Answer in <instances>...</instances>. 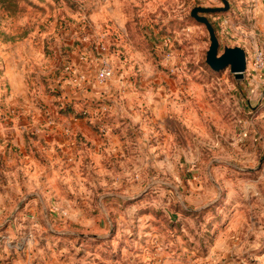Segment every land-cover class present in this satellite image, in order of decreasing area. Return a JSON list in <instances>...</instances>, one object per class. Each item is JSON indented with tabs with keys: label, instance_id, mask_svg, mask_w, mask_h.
<instances>
[{
	"label": "rangeland",
	"instance_id": "rangeland-1",
	"mask_svg": "<svg viewBox=\"0 0 264 264\" xmlns=\"http://www.w3.org/2000/svg\"><path fill=\"white\" fill-rule=\"evenodd\" d=\"M228 1L204 15L219 54L246 51L242 79L207 64L209 31L191 16L222 0H0V46L30 58L15 106L0 64V127L55 111L102 142L77 134L57 163L29 130L27 163L0 135V264H264V0ZM80 60L102 90L90 111L56 87Z\"/></svg>",
	"mask_w": 264,
	"mask_h": 264
},
{
	"label": "crops",
	"instance_id": "crops-1",
	"mask_svg": "<svg viewBox=\"0 0 264 264\" xmlns=\"http://www.w3.org/2000/svg\"><path fill=\"white\" fill-rule=\"evenodd\" d=\"M26 47H29V49H31L30 46H26ZM0 54L2 55V59L0 60V64L2 65L1 68L3 70L2 79L7 81L12 86L11 97L9 98V103L13 102L12 105L14 104L16 105L18 102V100L16 99V96L18 94L23 93L22 91L27 92L29 90V85L27 84L28 83L27 77H28L29 71L27 70L26 66L29 63L30 58L23 53L21 44H10L8 46L2 45L0 46ZM16 61H20V64H21V68L18 72L13 71V66H12V64ZM64 61L65 60H60L59 64H61V62L63 64ZM46 62L49 64V67H51L52 70L55 69V67L52 64L50 65L49 58L46 60ZM77 63H78L77 67L74 70L75 71V74L73 75L74 78L71 79V80H74L73 86L66 85V83L69 81H64V82H61V84L57 83L56 87L58 88V92H60V95L62 97L68 96V99H67L68 101H71L73 99L74 104H76V106L79 107L83 105L81 107H84V109L86 108L88 111H90L92 110L93 102L97 101L98 95L100 96V93H102V90L101 89L99 90L98 88H96L94 82L90 81V74L88 73L87 75L86 67H84L85 62L80 60ZM86 81H88V84H85ZM74 83L78 84V88L81 89V91L76 92ZM126 84L127 83L125 82V84H123V87L125 88V91L130 92L131 90L127 88L128 86ZM20 85L23 86V89L18 88ZM16 88H18L19 90H16ZM84 88H87V89L85 90ZM104 90L106 89H103V91ZM107 92L105 91V93ZM110 96H113V94H110ZM119 106L120 104H118V108ZM7 113L8 112L6 111L4 112L0 111V119L4 117V115H7ZM37 113L38 112H32L29 109H23L20 111H16V108H15L13 115L16 114L14 115V118L23 117L29 120L28 117H31L30 119L38 117ZM49 115L52 118H54V121H56V123H54L52 120L53 123L48 122L44 124L43 126L38 127L34 124L21 125L20 123L16 122V119H13L14 124L10 126L4 125L0 127V135H3V136L7 134H8L7 136L10 135L9 138L12 140L13 142L12 144L18 145L20 147V152L24 153V158H26L27 163H28L27 158H29V155L25 154L26 152L25 134L26 133L28 134L29 130H31L32 133L34 132V130H38V132H40L39 140H37V142H34L35 143L34 147L35 148L38 147L40 153H42L41 157H47L51 155L49 157H51L52 160L53 159L56 160V162L63 160L66 157V154H70L68 155V159L74 158L72 155V150L76 148L77 146V143L74 137L77 134L83 135L85 138L89 140L93 139V143L102 144V142L101 143L98 142L100 139L97 137L96 133L93 132L86 125L85 119L76 118V116H72L71 114L59 115L55 111L49 113ZM56 150L60 151V153L58 154L57 152H55ZM28 175H30V173ZM33 179L35 180L36 176L31 174L27 181H29L30 183ZM47 179L49 180V176ZM28 187H29V184H28ZM41 191L43 192H41V194H38L40 198L42 195H46V194L50 195L49 190H41ZM29 195L33 196L31 193Z\"/></svg>",
	"mask_w": 264,
	"mask_h": 264
},
{
	"label": "water",
	"instance_id": "water-1",
	"mask_svg": "<svg viewBox=\"0 0 264 264\" xmlns=\"http://www.w3.org/2000/svg\"><path fill=\"white\" fill-rule=\"evenodd\" d=\"M224 7L218 8H206L195 7L191 16L197 21L204 24L207 27L210 35V47L207 52L206 62L214 70L220 71L226 68H230L231 72L235 75L236 79H242L247 70V53L241 47H226L222 54H219V40L216 35L215 29L211 24L208 17L204 14L226 11L230 8L228 0H222Z\"/></svg>",
	"mask_w": 264,
	"mask_h": 264
},
{
	"label": "built area",
	"instance_id": "built-area-1",
	"mask_svg": "<svg viewBox=\"0 0 264 264\" xmlns=\"http://www.w3.org/2000/svg\"><path fill=\"white\" fill-rule=\"evenodd\" d=\"M257 64L259 66L263 65V61H262L261 56H258ZM112 75H113V70L110 67V65H104L99 72V79L103 82V81L110 79L112 77ZM102 131H104V130H102Z\"/></svg>",
	"mask_w": 264,
	"mask_h": 264
}]
</instances>
